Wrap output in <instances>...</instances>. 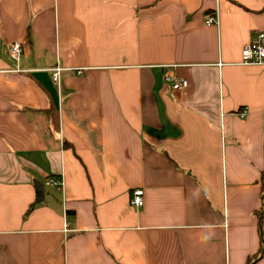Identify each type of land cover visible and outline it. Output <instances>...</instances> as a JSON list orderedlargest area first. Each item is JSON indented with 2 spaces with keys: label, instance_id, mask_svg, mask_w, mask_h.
I'll list each match as a JSON object with an SVG mask.
<instances>
[{
  "label": "crops",
  "instance_id": "obj_1",
  "mask_svg": "<svg viewBox=\"0 0 264 264\" xmlns=\"http://www.w3.org/2000/svg\"><path fill=\"white\" fill-rule=\"evenodd\" d=\"M256 30L264 0H0V264H264Z\"/></svg>",
  "mask_w": 264,
  "mask_h": 264
},
{
  "label": "built area",
  "instance_id": "obj_2",
  "mask_svg": "<svg viewBox=\"0 0 264 264\" xmlns=\"http://www.w3.org/2000/svg\"><path fill=\"white\" fill-rule=\"evenodd\" d=\"M217 23V17L214 12L206 14L204 16V24L210 25ZM7 54L11 61L16 66L10 69L11 72L21 74L26 72L25 69L19 67V63L22 58V41L13 40L7 44ZM240 64L244 65H262L264 66V30H256L251 39L245 43L240 52ZM174 65L165 66V72L163 74L164 82L170 89L174 91H183L188 86V80L184 77H178L173 71ZM61 68L57 67L52 73L54 81H58ZM245 111L239 112L238 115L242 117ZM45 185L55 188L57 191H63L64 184L62 183L61 176L47 177L44 182ZM129 204L135 209H139L143 206L144 196L143 189L135 188L130 193ZM66 228V223H64Z\"/></svg>",
  "mask_w": 264,
  "mask_h": 264
},
{
  "label": "water",
  "instance_id": "obj_3",
  "mask_svg": "<svg viewBox=\"0 0 264 264\" xmlns=\"http://www.w3.org/2000/svg\"><path fill=\"white\" fill-rule=\"evenodd\" d=\"M34 184L36 185V190H37V200L40 202L42 200V194H43V185L41 182L35 181Z\"/></svg>",
  "mask_w": 264,
  "mask_h": 264
},
{
  "label": "trees",
  "instance_id": "obj_4",
  "mask_svg": "<svg viewBox=\"0 0 264 264\" xmlns=\"http://www.w3.org/2000/svg\"><path fill=\"white\" fill-rule=\"evenodd\" d=\"M264 205V204H263ZM32 208V205H30L28 208H27V210L25 211V217H26V215H27V213H28V211L30 210ZM260 236H261V244H260V251L262 250V247H263V245H264V236H263V234L262 233H260Z\"/></svg>",
  "mask_w": 264,
  "mask_h": 264
}]
</instances>
